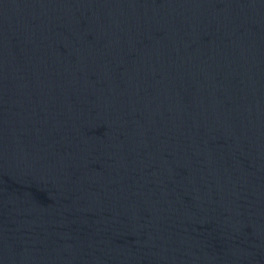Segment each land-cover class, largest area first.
I'll use <instances>...</instances> for the list:
<instances>
[{"label":"water","instance_id":"95a60500","mask_svg":"<svg viewBox=\"0 0 264 264\" xmlns=\"http://www.w3.org/2000/svg\"><path fill=\"white\" fill-rule=\"evenodd\" d=\"M0 264H264V0H0Z\"/></svg>","mask_w":264,"mask_h":264}]
</instances>
